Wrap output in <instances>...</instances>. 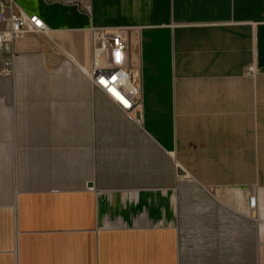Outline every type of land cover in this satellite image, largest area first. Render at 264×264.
I'll use <instances>...</instances> for the list:
<instances>
[{"label":"crops","instance_id":"1","mask_svg":"<svg viewBox=\"0 0 264 264\" xmlns=\"http://www.w3.org/2000/svg\"><path fill=\"white\" fill-rule=\"evenodd\" d=\"M15 1L47 29L0 42V264H264V0Z\"/></svg>","mask_w":264,"mask_h":264},{"label":"built area","instance_id":"2","mask_svg":"<svg viewBox=\"0 0 264 264\" xmlns=\"http://www.w3.org/2000/svg\"><path fill=\"white\" fill-rule=\"evenodd\" d=\"M46 29L37 14L24 12L15 0H0V42ZM90 42L92 63L86 74L92 87L103 91L122 111L129 113L138 98L140 83L127 65L130 57L125 35L118 28L96 27L92 30ZM5 66L4 70L10 72L12 61L6 60ZM245 70L251 75L255 71L252 64Z\"/></svg>","mask_w":264,"mask_h":264},{"label":"water","instance_id":"3","mask_svg":"<svg viewBox=\"0 0 264 264\" xmlns=\"http://www.w3.org/2000/svg\"><path fill=\"white\" fill-rule=\"evenodd\" d=\"M178 172H182V171H180V169H178Z\"/></svg>","mask_w":264,"mask_h":264}]
</instances>
